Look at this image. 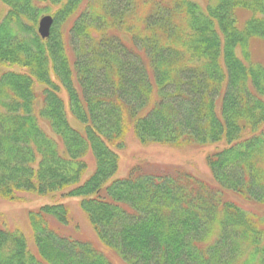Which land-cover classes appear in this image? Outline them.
<instances>
[{"label": "trees", "instance_id": "16d2710c", "mask_svg": "<svg viewBox=\"0 0 264 264\" xmlns=\"http://www.w3.org/2000/svg\"><path fill=\"white\" fill-rule=\"evenodd\" d=\"M0 8V197L76 198L126 264H264V65L249 52L252 40L264 42V0ZM43 14L53 19L47 38L37 32ZM10 65L21 71L1 70ZM129 128L142 145L213 146L205 164L215 185L147 162L116 176ZM25 218L30 241L0 221V264H113L60 230L65 201Z\"/></svg>", "mask_w": 264, "mask_h": 264}, {"label": "rangeland", "instance_id": "374dc122", "mask_svg": "<svg viewBox=\"0 0 264 264\" xmlns=\"http://www.w3.org/2000/svg\"><path fill=\"white\" fill-rule=\"evenodd\" d=\"M52 9L54 11L55 7H52ZM2 14L3 11L0 8V17ZM63 32L65 37V30ZM122 37L125 39V36ZM250 43L251 44L249 46V52L251 59L253 61H256V63L264 65V42L255 39ZM7 69L21 71V69L14 65L1 68V70ZM53 80L55 81V79ZM41 86V84L36 83L35 90H37L38 93L40 92ZM60 95L66 102V95L63 90H60ZM40 104L41 100H38L37 107H39ZM68 119L71 124L77 125L70 115H68ZM130 128L125 134L123 148L117 150L118 169L115 173L116 176L124 175L127 170L136 163L147 162L159 166L183 167L184 169L189 170L196 177H199L215 185L214 181L212 180L211 174L205 164V155L213 148V146H199L194 144H181L179 146H172L157 143H148L142 145L135 138L133 131ZM85 161L87 163L89 173L93 169L94 162L89 155L85 157ZM226 195L232 199L235 198L240 202L243 201V199L239 198L238 195H235L232 192H226ZM62 198L63 197L60 193H57L50 197L38 196L29 192L19 193L16 200L12 201L0 197V221H4L6 224H10L11 226H20V228H22V230L26 233V236H28V239L30 241L25 218L27 211L29 209H35L45 203L63 200L66 202L68 207V223L63 226V229L61 228L60 230L72 235H77L80 238L93 242L105 254V256H107L110 261L113 262V264H126L112 250L106 248L103 244L100 243L93 228L87 220V217L80 210L78 206V200L76 198Z\"/></svg>", "mask_w": 264, "mask_h": 264}, {"label": "water", "instance_id": "95a60500", "mask_svg": "<svg viewBox=\"0 0 264 264\" xmlns=\"http://www.w3.org/2000/svg\"><path fill=\"white\" fill-rule=\"evenodd\" d=\"M52 21L53 19L50 15L40 16L37 24V32L41 38H47L49 36Z\"/></svg>", "mask_w": 264, "mask_h": 264}]
</instances>
